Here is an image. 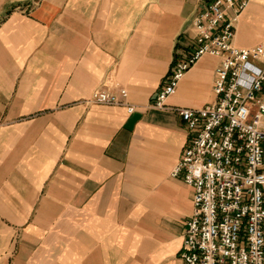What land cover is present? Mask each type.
Instances as JSON below:
<instances>
[{"label": "crops", "instance_id": "crops-1", "mask_svg": "<svg viewBox=\"0 0 264 264\" xmlns=\"http://www.w3.org/2000/svg\"><path fill=\"white\" fill-rule=\"evenodd\" d=\"M198 1L0 0V264H184L192 188L170 171L188 134L152 102ZM263 41L250 0L233 43ZM219 63L202 56L165 102L213 103ZM96 88H125L134 110L91 102Z\"/></svg>", "mask_w": 264, "mask_h": 264}, {"label": "built area", "instance_id": "built-area-1", "mask_svg": "<svg viewBox=\"0 0 264 264\" xmlns=\"http://www.w3.org/2000/svg\"><path fill=\"white\" fill-rule=\"evenodd\" d=\"M250 0H199L192 45L174 61L152 106L175 111L187 142L170 171L192 188L179 257L184 264H264V41L233 43L236 23ZM218 57L215 101L201 107L168 105L190 67ZM127 90L96 88L90 101L124 105Z\"/></svg>", "mask_w": 264, "mask_h": 264}, {"label": "rangeland", "instance_id": "rangeland-1", "mask_svg": "<svg viewBox=\"0 0 264 264\" xmlns=\"http://www.w3.org/2000/svg\"><path fill=\"white\" fill-rule=\"evenodd\" d=\"M33 1H37V0H33ZM262 4V3H261ZM251 26H252V24H251ZM169 192L167 191V190H163L162 189V191H160V193H159V197L161 198V199H164L165 201H166V203H167V208H168V205H173V204H175V202L174 203H172L171 202V200H170V198H169ZM170 210H168V211H166L167 213L164 215L163 214V219H167V218H169V217H171V215L172 214H170V213H172V212H175L172 208H169ZM152 215H154L153 213H151L150 214V216H152ZM149 216V215H148ZM167 216H169V217H167ZM173 218V217H172ZM177 217L175 218V222H177ZM176 264H181V262L178 260L177 262H176Z\"/></svg>", "mask_w": 264, "mask_h": 264}]
</instances>
